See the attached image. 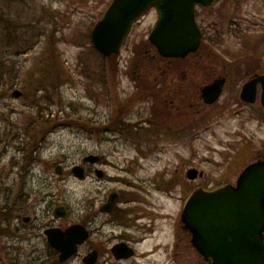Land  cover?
<instances>
[{
	"label": "rangeland",
	"instance_id": "obj_1",
	"mask_svg": "<svg viewBox=\"0 0 264 264\" xmlns=\"http://www.w3.org/2000/svg\"><path fill=\"white\" fill-rule=\"evenodd\" d=\"M108 2L0 0V55L4 68L19 71L10 90L0 89V202L17 200L10 224L0 222V264H53L44 229L74 222L94 233L73 257L55 264H85L92 246L103 250L97 264H204L182 231L184 199L197 185L235 181L247 163L264 158V108L240 97L246 71L259 62L264 71V0L197 7L199 23L215 35L212 43L205 40L213 49L205 71L228 72L230 82L217 105L177 113L184 130L176 134L155 125L168 113L138 92L133 79L132 46L142 45L141 33L157 11L142 17L119 54L106 57L95 49L91 29ZM15 88L21 96L12 94ZM121 109L122 127L112 129ZM88 153L105 158L97 166L108 176L99 177L93 164H85L91 166L86 178L72 172ZM190 167L206 175L189 179ZM112 190L126 196L119 205L132 212L113 218L99 210ZM58 205L68 216L54 215ZM25 215L31 216L26 223ZM18 221L22 229L15 228ZM119 238L139 240L138 254L110 258Z\"/></svg>",
	"mask_w": 264,
	"mask_h": 264
},
{
	"label": "water",
	"instance_id": "obj_2",
	"mask_svg": "<svg viewBox=\"0 0 264 264\" xmlns=\"http://www.w3.org/2000/svg\"><path fill=\"white\" fill-rule=\"evenodd\" d=\"M216 0H110L91 31V39L101 53H119L132 24L149 6L158 10V19L149 38L165 56H185L196 50L202 31L195 18L197 3L209 5ZM224 78H217L206 85L203 97L214 102L222 92ZM261 86L260 101L264 106V74L247 81L241 98L255 102ZM19 97V88L12 92ZM83 162H96L94 153L83 157ZM61 172V166L57 167ZM72 171L78 177L85 176L84 167L75 164ZM103 176V170H98ZM198 169L190 168L187 176L197 177ZM118 192L112 191L100 207L110 211L118 200ZM56 216H67L64 205L54 208ZM181 220L192 234L191 242L204 256L205 264H264V160L247 165L236 184L222 183L211 187L197 186L184 201ZM49 243L59 251V259L67 260L78 251L89 236V230L81 223H72L65 229L52 226L45 229ZM113 252L118 258L133 255V249L125 242L116 243ZM96 251L84 257L86 264H94Z\"/></svg>",
	"mask_w": 264,
	"mask_h": 264
},
{
	"label": "flooded vegetation",
	"instance_id": "obj_3",
	"mask_svg": "<svg viewBox=\"0 0 264 264\" xmlns=\"http://www.w3.org/2000/svg\"><path fill=\"white\" fill-rule=\"evenodd\" d=\"M154 9H155L154 7H150L146 11L145 14H147L149 11L154 10ZM141 19L136 21L133 24L131 32H130L128 38L126 39V41L129 40V37L132 35L134 30L137 28V26L140 25V22L142 21ZM152 25L150 27L146 28L145 31L141 33L142 36L139 39L141 41H138V42L139 43L142 42V45H138V46L133 45L132 46V52L131 53H132L133 64H134V70H133L134 77L133 76L132 77L134 79V83H135L137 91L140 92L141 94L146 93L147 96H150L152 100H155V101L157 100V102L163 103L162 107L165 108L166 109L165 111L168 113V115L163 114V115L155 118V122H156L155 125L164 129V132L170 131V132H173V134H176L179 131L184 130V128H183L184 125H180L181 124L180 118L176 114L181 112L182 110H192V111L196 112L198 105L202 106L203 103H205L208 106L217 105L219 103V100H220L223 92H224V88H225L226 84H228V82H230V75L228 72L221 73V72L205 71L207 69V66H205V65H206V63H209V62H207V60L211 58L210 56H211V53L213 51L212 44L205 43V40H208V42L212 43V38L214 39L215 35L209 34L207 31H205L204 26H202L203 39H202L201 44L197 50L190 52L183 57H176V56H173V57L170 56L169 57V56L161 55L158 52L156 46L149 40L148 36H149V32H150ZM143 37L145 40L143 39ZM262 38H264V35L262 36ZM261 46H262V48L264 47V41L263 40L261 41ZM261 66H262V63L259 62L257 68H255L256 70L253 69L251 72H249V69H248L246 71V74H249L247 80H250V79L258 76L259 74H263L264 71L259 69ZM216 78H219V79L224 78L225 79L223 91H222L220 98L218 100H216L213 103L208 104V103H206V101L204 100V98L202 96V90H203L204 86L212 83L213 81L216 80ZM236 79H237V74L231 77V80H233L234 82H237ZM243 84H242V86H243ZM193 89H195V90H193ZM184 90H186V91H184ZM182 106H183V108H182ZM187 106H189V108H186ZM123 111L124 110L121 109L119 111V115L115 116L110 121V125H112V129H114L113 127H115V128L116 127H122V126H120L121 124H118V123L120 120H122V118H120V117L123 115ZM162 111H164V109ZM117 117H118V119H117ZM189 122H190L189 123V128H190L189 131L190 132L195 131L196 130L195 121H192L191 119H189ZM197 122L198 121L196 119V123ZM110 128L108 127L109 131H110ZM94 154L98 155V160L95 163H86V164H93L92 169L94 172L97 173V175L99 172L98 170L102 169L103 170V177L108 176V174L106 173L104 168L97 166L98 164H102L105 161V158L100 153H94ZM258 159H264V158L259 157L253 161H256ZM253 161H250L246 165L250 164ZM90 167L91 166H86L84 164L85 178L91 172ZM205 175H206V173L204 172V170L198 169L197 177H195L193 179L202 178ZM237 178L233 182H232V179H230L231 181L229 180V181H225V182L235 183L237 181ZM189 179H192V178H189ZM118 195H119L118 200H117L116 204L114 205V207L112 208V210L107 211V212L105 211L106 213H108L113 218L114 217L120 218L127 211H129V213L132 212V210H125L122 206L119 205V203H121V199H124V198L127 199V198H126V196H123L120 191H118ZM131 199L133 200V198H131V197L128 198V200H131ZM106 201H107V199L100 204V206H99L100 211H102L100 207ZM4 203L5 202L1 199L0 207L3 208ZM10 208H13V209L17 208V200L16 199H15L14 203L10 204ZM19 208L21 209V207H19ZM15 210H17V209H15ZM10 212H11V210H9V213ZM4 214H5V209H3V211L0 210V222H3L6 219L3 217ZM30 217H31L30 215H25L22 220L26 223L30 220ZM10 222H11V219L9 218L8 223L10 224ZM22 223L23 222H21V221L16 222L15 228L22 229L23 228V226L21 225ZM82 224H84L88 228L89 236L81 244V246L85 245V243L91 238L92 234L94 233V231H92L88 225H86L85 223H82ZM58 226H61V225H58ZM61 227H63V226H61ZM97 230H100L99 227L96 228V232H97ZM182 231H184L186 233V235L189 237L187 244H189L194 250H196V248L191 243L190 232L188 230H186L185 228H183ZM119 242L127 243L133 249L132 250L133 255L130 257L118 258L116 256V254L113 252L112 247L116 243H119ZM138 242H139V240L133 241V240L128 239V238H119L118 240H116L111 245V247H109L108 256L110 258L113 257L114 259H116L118 261L135 257L136 254H138V247H137ZM94 251H96V260H95L94 264L98 263V261L100 260V258L102 256L103 250H101L99 247H96V246H92L90 249H88L86 251V253L83 254L82 260L84 263H85L84 257L86 255H88L90 252H94ZM57 255H58V253H57ZM51 259L53 260L52 261L53 264H55V262H59L58 258H51ZM201 259L204 262V259L202 256H201ZM33 263H35V262H33ZM43 263L46 264L47 262H43Z\"/></svg>",
	"mask_w": 264,
	"mask_h": 264
},
{
	"label": "trees",
	"instance_id": "obj_4",
	"mask_svg": "<svg viewBox=\"0 0 264 264\" xmlns=\"http://www.w3.org/2000/svg\"><path fill=\"white\" fill-rule=\"evenodd\" d=\"M18 76H19L18 69L14 68V67L13 68L12 67L4 68V65L2 62V56L0 55V89H2V90L9 89L10 90L14 86ZM3 209H5V214L3 217L6 218L5 220H7L9 210L12 209V208H10L8 201H6L3 204V208L0 207V210L3 211ZM53 258H56L55 254H54Z\"/></svg>",
	"mask_w": 264,
	"mask_h": 264
}]
</instances>
